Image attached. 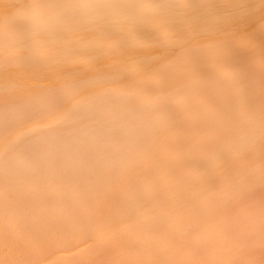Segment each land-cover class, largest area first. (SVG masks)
<instances>
[{"label": "bare ground", "instance_id": "1", "mask_svg": "<svg viewBox=\"0 0 264 264\" xmlns=\"http://www.w3.org/2000/svg\"><path fill=\"white\" fill-rule=\"evenodd\" d=\"M0 1V238L175 264L264 187V0Z\"/></svg>", "mask_w": 264, "mask_h": 264}, {"label": "rangeland", "instance_id": "2", "mask_svg": "<svg viewBox=\"0 0 264 264\" xmlns=\"http://www.w3.org/2000/svg\"><path fill=\"white\" fill-rule=\"evenodd\" d=\"M13 4L14 3L11 1H0V16L5 13H13L16 9V4ZM138 49L141 55L148 56L150 53L153 58L157 59H160L164 54L171 57L175 55V50L165 52L161 50V48L151 45L140 46ZM127 61H129L127 56L124 58V56L113 55L109 61L111 65L106 67L103 66L102 68L99 67L96 69L95 73L110 69L111 67H115ZM213 186L215 188L214 184ZM250 224L260 231L256 237H246L249 226H251ZM218 230L221 238L209 237L202 240L191 238L193 239L191 245H188L186 253L183 254L182 257L176 259L175 264H264V187L252 186L245 193L239 195L232 205H228L225 208L224 217L221 220V224L218 226ZM2 238H0V264H69V262L70 264H103L100 258L97 259V257L92 259L87 257L84 262H80L73 256V252L77 248L82 247L90 249L93 247L94 242L91 239L74 242L70 241L69 237H57L56 241H53L52 238L41 240L43 243L39 241L38 245V242H34L33 244L31 242H22L19 240L21 244L18 239L13 237ZM6 243L7 245H5ZM26 243L30 246L25 245ZM20 245L21 249H19ZM174 246L176 249H181V241H176ZM27 250H29L30 253L27 252ZM47 253L51 254L49 256L47 255V257ZM57 254L59 255L57 256ZM158 262L159 264H163V260Z\"/></svg>", "mask_w": 264, "mask_h": 264}]
</instances>
